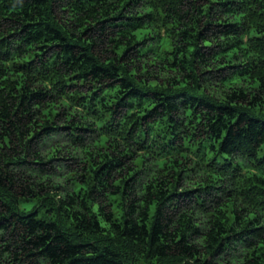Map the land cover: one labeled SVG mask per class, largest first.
I'll use <instances>...</instances> for the list:
<instances>
[{
    "label": "trees",
    "instance_id": "16d2710c",
    "mask_svg": "<svg viewBox=\"0 0 264 264\" xmlns=\"http://www.w3.org/2000/svg\"><path fill=\"white\" fill-rule=\"evenodd\" d=\"M0 264H264V0H0Z\"/></svg>",
    "mask_w": 264,
    "mask_h": 264
},
{
    "label": "rangeland",
    "instance_id": "374dc122",
    "mask_svg": "<svg viewBox=\"0 0 264 264\" xmlns=\"http://www.w3.org/2000/svg\"><path fill=\"white\" fill-rule=\"evenodd\" d=\"M33 208V205L32 204H25V203H23L22 205H21V209L23 210V211H29V210H31Z\"/></svg>",
    "mask_w": 264,
    "mask_h": 264
}]
</instances>
